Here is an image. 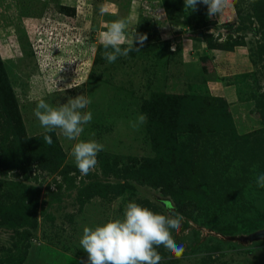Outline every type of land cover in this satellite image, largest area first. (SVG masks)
I'll use <instances>...</instances> for the list:
<instances>
[{
	"label": "rangeland",
	"instance_id": "rangeland-1",
	"mask_svg": "<svg viewBox=\"0 0 264 264\" xmlns=\"http://www.w3.org/2000/svg\"><path fill=\"white\" fill-rule=\"evenodd\" d=\"M233 5L220 22L184 0H0V264H90L83 228L129 202L186 218L160 264H264V0ZM118 19L147 39L110 64ZM77 95L80 139L104 145L86 176L34 116Z\"/></svg>",
	"mask_w": 264,
	"mask_h": 264
},
{
	"label": "clouds",
	"instance_id": "clouds-1",
	"mask_svg": "<svg viewBox=\"0 0 264 264\" xmlns=\"http://www.w3.org/2000/svg\"><path fill=\"white\" fill-rule=\"evenodd\" d=\"M251 2L255 3V0ZM198 3L207 5L208 15L219 17L220 22L225 10L234 7L233 0H184L188 11L196 10ZM129 28V20L118 19L99 34V44L105 49L103 58L108 63H115L119 57H126L133 50L139 51L134 43L143 45L147 39L145 34L135 35V30L129 33ZM57 90L65 91L57 87L47 91L51 95ZM90 104L91 100L84 95L69 98L59 107H53L43 97H38L34 109V116L46 132L59 129L67 140L76 141L70 155L84 176L95 170L97 155L104 150L102 143L80 139L85 126L93 119L91 111H83ZM146 119L140 114L130 122L131 126L138 129ZM43 140L49 145L53 142L50 135H45ZM255 181L257 187L264 188V173L257 175ZM185 220L179 213L165 215L129 202L123 218L108 220L95 227L85 226L79 244L87 252L90 264H160L162 256L157 249L161 246L177 258L182 255L184 248L175 242L173 231L179 232Z\"/></svg>",
	"mask_w": 264,
	"mask_h": 264
},
{
	"label": "crops",
	"instance_id": "crops-1",
	"mask_svg": "<svg viewBox=\"0 0 264 264\" xmlns=\"http://www.w3.org/2000/svg\"><path fill=\"white\" fill-rule=\"evenodd\" d=\"M131 15H132V14H131ZM161 23L164 24V26H165V24H166L164 19H162V22H161Z\"/></svg>",
	"mask_w": 264,
	"mask_h": 264
},
{
	"label": "water",
	"instance_id": "water-1",
	"mask_svg": "<svg viewBox=\"0 0 264 264\" xmlns=\"http://www.w3.org/2000/svg\"><path fill=\"white\" fill-rule=\"evenodd\" d=\"M264 236V232H262L261 234L258 235V237Z\"/></svg>",
	"mask_w": 264,
	"mask_h": 264
},
{
	"label": "trees",
	"instance_id": "trees-1",
	"mask_svg": "<svg viewBox=\"0 0 264 264\" xmlns=\"http://www.w3.org/2000/svg\"><path fill=\"white\" fill-rule=\"evenodd\" d=\"M203 4V3H202ZM205 6V4H203Z\"/></svg>",
	"mask_w": 264,
	"mask_h": 264
}]
</instances>
